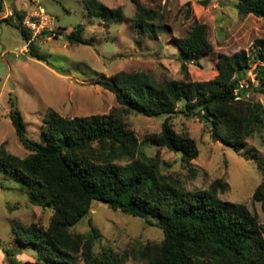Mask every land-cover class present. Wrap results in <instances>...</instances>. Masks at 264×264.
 Instances as JSON below:
<instances>
[{
	"label": "trees",
	"instance_id": "trees-1",
	"mask_svg": "<svg viewBox=\"0 0 264 264\" xmlns=\"http://www.w3.org/2000/svg\"><path fill=\"white\" fill-rule=\"evenodd\" d=\"M127 1L137 10L133 21L138 31L154 38L156 30L165 28L159 24L160 14L144 9L139 0ZM3 2L0 0V14ZM84 8L88 17L97 18L104 26L126 20L121 7L108 9L99 0H84ZM234 8L240 15L264 19V0H237ZM23 14L15 12L25 45L30 33L20 27ZM60 31L53 34L58 37ZM83 34L84 26L78 25L64 38L70 45L88 44ZM173 42L179 50L181 80L160 83L141 73H118L111 82L101 84L115 96L119 108L107 114L73 118L48 110L40 127L42 144L26 137L22 117L9 101L10 123L29 155L18 158L1 146L0 172L19 184L29 206L51 212L46 227L31 224L13 228L16 243L35 251L37 261L32 264H75L78 260L84 264H124L128 252H95L100 235L91 224L85 235L70 231L87 217L95 202L161 230L159 243L138 246L133 251V258L144 264H264V233L257 215L244 204L221 200L218 196L227 190L222 180L213 181L206 190H187L177 177L162 173L158 156L147 157L124 123L122 114L127 113L162 118L159 133L143 141L179 153L181 163L193 177L189 164L198 157L196 142L186 132L173 131L174 115L196 118L213 141L236 153L263 126L262 106L247 101L254 86L248 84L239 90L242 73L250 65L245 51L219 55L214 78L198 82L189 79L187 67L213 50L206 25L193 22L187 33ZM33 46L30 43L27 52L39 60ZM256 60L264 62V56ZM256 69L258 92L264 93V67L258 65ZM251 159L260 170L261 159L257 155ZM251 200L260 203L264 215V181ZM5 256L8 264H18L15 251H5Z\"/></svg>",
	"mask_w": 264,
	"mask_h": 264
},
{
	"label": "rangeland",
	"instance_id": "rangeland-1",
	"mask_svg": "<svg viewBox=\"0 0 264 264\" xmlns=\"http://www.w3.org/2000/svg\"><path fill=\"white\" fill-rule=\"evenodd\" d=\"M36 1L4 0L0 14V147L13 156L25 158L29 152L20 145L10 123V100L22 117L26 137L42 144L40 127L48 110L73 118L107 114L119 108L115 96L101 84L111 82L118 73H141L160 83L181 80L179 50L173 41L184 36L195 21L206 25L213 50L198 62L189 63V79L211 80L217 73L219 55L245 51L250 65L242 73L240 84L243 88L239 90L252 84L255 89H249L253 94L247 101L258 102L264 110V93L258 92L259 81L255 78L258 70L255 68L264 67L262 60H256L257 56H264V19L238 14L234 8L237 0H139L141 7L160 14L159 24L165 26L156 30L154 38L138 31L133 21L137 10L127 0H99L108 9L121 7L126 16L123 23L107 26L97 18L88 17L84 0ZM188 8L189 16L186 15ZM38 9L51 18L49 27L43 30L49 33L33 41L39 60L27 52L14 14L15 11L23 13L26 10L24 14H27ZM78 25L84 26L83 37L88 44L70 45L64 35ZM57 30H61L58 37L53 34ZM122 115L128 129L141 143V151L147 157L158 156L162 173L177 177L187 190H206L213 181L222 180L227 190L218 197L247 206L257 215L264 233L260 203L251 200L257 186L264 181V124L246 140L245 148L236 153L213 141L204 124L196 118L174 115L171 119L173 131L186 132L196 142L198 157L189 164L195 174L193 177L188 167L181 163L179 153L143 141L159 133L162 118L136 113ZM253 155L262 161L260 170L251 159ZM0 187V264H8L5 251L9 250L16 252L18 264H32L37 261L35 251L16 243L13 228H26L31 224L46 227L51 212L29 206L27 196L8 174L0 172ZM12 206L14 208H10ZM90 224L100 235L95 252L107 250L119 255L128 252L124 264H144L133 258V251L138 246L157 244L163 238L156 226L113 211L104 203L95 202L87 217L70 231L85 235ZM75 264L84 263L78 260Z\"/></svg>",
	"mask_w": 264,
	"mask_h": 264
},
{
	"label": "built area",
	"instance_id": "built-area-1",
	"mask_svg": "<svg viewBox=\"0 0 264 264\" xmlns=\"http://www.w3.org/2000/svg\"><path fill=\"white\" fill-rule=\"evenodd\" d=\"M34 2H37L34 0ZM51 18L43 13L41 9L36 10L35 12L27 13L23 15V18L20 21V27L22 29H26L30 33V38L25 44L27 47L30 43L38 38L45 30V28L49 27ZM51 32V30H49ZM54 37V35H51ZM50 36H48L49 38ZM239 88L242 89L243 86L240 84ZM237 90L235 91V94ZM239 99V98H238Z\"/></svg>",
	"mask_w": 264,
	"mask_h": 264
},
{
	"label": "crops",
	"instance_id": "crops-1",
	"mask_svg": "<svg viewBox=\"0 0 264 264\" xmlns=\"http://www.w3.org/2000/svg\"><path fill=\"white\" fill-rule=\"evenodd\" d=\"M37 2H38V1H37ZM24 11H26V10H24ZM24 11H23V12H24ZM15 12H17V11H15ZM15 12H14V14H15ZM64 31H65V30H64Z\"/></svg>",
	"mask_w": 264,
	"mask_h": 264
}]
</instances>
